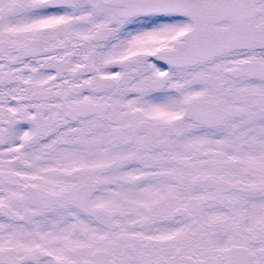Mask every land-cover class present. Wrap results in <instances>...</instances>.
I'll use <instances>...</instances> for the list:
<instances>
[{
	"label": "snow or ice",
	"instance_id": "6c2138e0",
	"mask_svg": "<svg viewBox=\"0 0 264 264\" xmlns=\"http://www.w3.org/2000/svg\"><path fill=\"white\" fill-rule=\"evenodd\" d=\"M0 264H264V0H0Z\"/></svg>",
	"mask_w": 264,
	"mask_h": 264
}]
</instances>
